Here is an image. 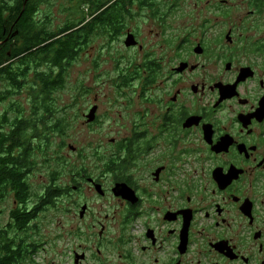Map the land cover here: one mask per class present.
Wrapping results in <instances>:
<instances>
[{
	"label": "flooded vegetation",
	"instance_id": "obj_1",
	"mask_svg": "<svg viewBox=\"0 0 264 264\" xmlns=\"http://www.w3.org/2000/svg\"><path fill=\"white\" fill-rule=\"evenodd\" d=\"M86 1L78 28L143 67L139 90L26 264H264V0Z\"/></svg>",
	"mask_w": 264,
	"mask_h": 264
},
{
	"label": "rangeland",
	"instance_id": "obj_2",
	"mask_svg": "<svg viewBox=\"0 0 264 264\" xmlns=\"http://www.w3.org/2000/svg\"><path fill=\"white\" fill-rule=\"evenodd\" d=\"M87 2L43 0L35 18L45 21L47 30L56 32L65 23L71 21L78 24L87 16L91 8ZM96 39L97 36L89 35L80 45L77 56L64 64L62 85L50 93V112L44 113V125H40L39 130L41 136L32 142L37 148L32 152V166L26 177L29 190L26 205L31 208L36 206L37 210L27 227V242L33 240V235H37V242L52 239L55 226L69 221L62 215V208L64 205L73 207V200L58 195L46 205L42 204L45 188L55 187L60 193L71 191L74 194L71 197L75 198L76 192L69 186H72V179L78 175V170L85 167L89 173H98L103 169L108 160L101 153L107 157L112 150L108 146L109 139L115 137V129L119 127L117 114L121 112V102L129 100L128 93L133 95L134 92L135 98L139 90L136 81L143 67H122L124 59L119 54L110 55V49L103 47L105 39ZM11 63L16 67L18 59ZM31 79L32 73L28 74L23 88L7 93V84L0 81V120L3 115L12 117L17 114L18 108L29 117L33 105L29 89ZM2 93L4 96H1ZM92 104L99 105L96 132L92 126L86 125L88 122L83 116ZM38 111L40 115L41 109ZM53 125L55 127L51 130ZM96 148L100 151L99 157L94 154ZM17 204L12 191L0 200V228L10 222L9 212ZM46 245L49 247V243Z\"/></svg>",
	"mask_w": 264,
	"mask_h": 264
},
{
	"label": "trees",
	"instance_id": "obj_3",
	"mask_svg": "<svg viewBox=\"0 0 264 264\" xmlns=\"http://www.w3.org/2000/svg\"><path fill=\"white\" fill-rule=\"evenodd\" d=\"M42 2L0 0V81L7 84L6 93L16 92L24 87L28 74L33 76L29 84L33 104L29 117L18 108L17 114L3 115L0 120V200L12 191L18 203L9 212L10 222L0 228V264L27 261L25 237L37 210L36 206L26 205L29 196L26 177L32 166V152L37 148L32 142L41 136L44 113L50 112V93L62 85L64 64L77 56L80 45L93 32L91 24L81 32L78 24L71 21L56 32L47 30L45 21L35 18ZM108 16L106 10L101 13L100 24L105 30L111 24ZM15 59L18 65L13 67L11 62ZM59 193L58 188L46 187L40 203L51 202Z\"/></svg>",
	"mask_w": 264,
	"mask_h": 264
},
{
	"label": "water",
	"instance_id": "obj_4",
	"mask_svg": "<svg viewBox=\"0 0 264 264\" xmlns=\"http://www.w3.org/2000/svg\"><path fill=\"white\" fill-rule=\"evenodd\" d=\"M132 37L131 36H128L127 38V42L126 44L129 45L130 43L128 42L129 40H131ZM95 112H96V106H92L89 110V112L85 115V118H86V121L87 122H92L95 118ZM96 189L97 190H100V186L99 185H96ZM114 191L120 193V194H123L125 192V185L124 184H117L115 186V189Z\"/></svg>",
	"mask_w": 264,
	"mask_h": 264
}]
</instances>
